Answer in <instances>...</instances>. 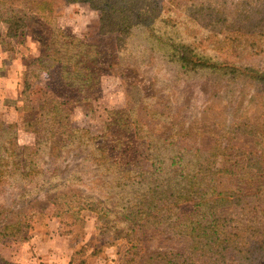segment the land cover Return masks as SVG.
<instances>
[{"label":"rangeland","instance_id":"rangeland-1","mask_svg":"<svg viewBox=\"0 0 264 264\" xmlns=\"http://www.w3.org/2000/svg\"><path fill=\"white\" fill-rule=\"evenodd\" d=\"M135 4L144 8L142 12H157L154 30L166 21L168 33L177 41L191 42L197 54L264 73V54L251 56L243 50L244 38L235 43L238 50L232 53L223 47L237 32L249 31L254 18L263 16L264 12H255L262 8L252 7V0H138ZM10 12L26 16L23 37L6 36L2 20ZM104 17L102 10L87 2L0 0V122L15 127L17 144L31 149L28 159L36 162L41 177H50L45 185L46 180L42 183L38 177L29 186L0 185V208L27 211L30 226L23 238L0 241V264H122L125 260L129 248L125 239L113 241L103 235L96 214L82 210L56 215V205L48 202L67 191L101 197L108 190L102 179L107 172L96 169L90 150L77 147L85 135L105 148L122 169L132 171L146 166L149 136L171 140L178 149L218 162V169L232 176L224 187L249 194L251 210H264V84L207 70L185 71L156 47L150 48L143 32L133 33L126 44L117 40L118 34L101 32ZM46 47L61 49L60 54L71 57L82 70L73 72L69 65L55 64L28 79L30 87L24 89L27 65ZM72 130L84 132L65 147ZM52 188L57 190L46 195ZM31 200L36 201L30 204ZM180 209L189 213L192 205L182 204ZM3 219L4 223L15 220L9 213ZM184 246L153 241L145 245L143 255L183 253Z\"/></svg>","mask_w":264,"mask_h":264},{"label":"trees","instance_id":"trees-1","mask_svg":"<svg viewBox=\"0 0 264 264\" xmlns=\"http://www.w3.org/2000/svg\"><path fill=\"white\" fill-rule=\"evenodd\" d=\"M66 1L97 6L105 14L100 22L103 31H100L118 34L116 38L122 44H126L136 31L145 33L150 48L156 47L185 71L207 70L231 79L247 77L264 84V73L258 70L226 60L217 63L197 54L191 42L177 41L172 33H168L166 21L162 22L164 27L154 30L152 24L157 12H142L144 8L136 7L138 0ZM252 5H258L256 9L262 8L255 12H264V0H252ZM221 16L223 23H227L223 12ZM2 21L7 25L8 38L25 35V15L6 13ZM241 38L245 39L243 50L251 56L264 54V14L259 19L254 18L251 29L245 34L237 32L230 37V42L223 44L224 49L231 53L238 50L239 44L235 43ZM60 50L46 47L27 65L24 89L30 87L28 79L37 78L39 73L47 72L55 64L69 65L73 72L82 70L71 57L60 54ZM81 132L84 131L72 130L68 135L71 141L65 147H71L78 137L76 134ZM149 137L152 139L146 148V166L132 171L122 169L110 159L105 148L97 146L94 139L85 135V141L77 147L83 148L81 151L90 150L96 169L107 172L102 179L108 190L101 197L72 191L55 194L48 202L56 205V215L70 212L75 215L82 210L96 214L103 235L113 241L125 239L129 246L122 264H136L139 260V264H264V210H251V202L247 201L249 194L225 188V180L232 176L218 169V162H209V156L205 158L178 149L171 140ZM29 150L17 144L14 126L0 122V185L29 186L35 177L42 178V183L46 180L41 177L36 162L28 159ZM49 179L43 185L49 183ZM53 190L57 188L46 190V195ZM35 201L31 200L30 204ZM72 203L75 206L70 207ZM182 204H191L192 210L182 212ZM32 205L30 209L34 208ZM7 213L13 215V222H3ZM27 216V211L12 212L0 208V241L23 238L30 228ZM153 241L184 243V252L169 250L143 255L145 245Z\"/></svg>","mask_w":264,"mask_h":264},{"label":"crops","instance_id":"crops-1","mask_svg":"<svg viewBox=\"0 0 264 264\" xmlns=\"http://www.w3.org/2000/svg\"><path fill=\"white\" fill-rule=\"evenodd\" d=\"M38 247V246H37Z\"/></svg>","mask_w":264,"mask_h":264}]
</instances>
